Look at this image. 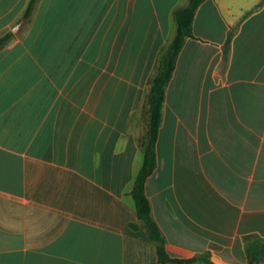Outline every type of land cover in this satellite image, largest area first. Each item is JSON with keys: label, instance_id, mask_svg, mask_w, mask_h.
Masks as SVG:
<instances>
[{"label": "crops", "instance_id": "1", "mask_svg": "<svg viewBox=\"0 0 264 264\" xmlns=\"http://www.w3.org/2000/svg\"><path fill=\"white\" fill-rule=\"evenodd\" d=\"M28 2L0 0V264H163L132 189L180 0H38L24 17ZM193 33L146 193L170 256L248 264L246 236L264 237V0H204Z\"/></svg>", "mask_w": 264, "mask_h": 264}, {"label": "trees", "instance_id": "2", "mask_svg": "<svg viewBox=\"0 0 264 264\" xmlns=\"http://www.w3.org/2000/svg\"><path fill=\"white\" fill-rule=\"evenodd\" d=\"M204 0H188L187 4L178 7L174 11L177 23L176 34L163 52L158 62V71L152 78V85L148 96L149 108L147 110V129L142 138L144 147V160L134 181L132 196L140 218H142L151 229L152 240L156 243L159 252V259L163 264L171 262H195L204 260L207 264H214L207 254L190 258L172 257L166 250V237L163 234L158 222L152 213V204L146 193V180L153 173L157 166L156 143L159 129L163 118V106L166 95L167 85L176 67L177 57L187 39L194 36L193 20L197 8ZM38 0H29L24 17H29ZM12 37V32L0 36V49H2ZM230 38L225 46V53L229 49ZM246 251L248 264L264 260V237L257 235L246 236Z\"/></svg>", "mask_w": 264, "mask_h": 264}, {"label": "rangeland", "instance_id": "3", "mask_svg": "<svg viewBox=\"0 0 264 264\" xmlns=\"http://www.w3.org/2000/svg\"><path fill=\"white\" fill-rule=\"evenodd\" d=\"M156 1H158V3L160 4L158 6L163 7L165 10L169 8V6L175 2V0H156ZM187 2L188 0H180L179 4L183 6L187 4Z\"/></svg>", "mask_w": 264, "mask_h": 264}, {"label": "water", "instance_id": "4", "mask_svg": "<svg viewBox=\"0 0 264 264\" xmlns=\"http://www.w3.org/2000/svg\"><path fill=\"white\" fill-rule=\"evenodd\" d=\"M20 25H21V22L16 27H14L13 30L17 31L19 29Z\"/></svg>", "mask_w": 264, "mask_h": 264}]
</instances>
